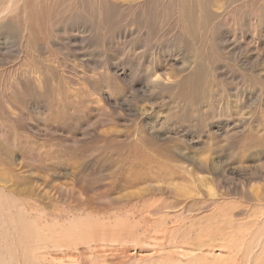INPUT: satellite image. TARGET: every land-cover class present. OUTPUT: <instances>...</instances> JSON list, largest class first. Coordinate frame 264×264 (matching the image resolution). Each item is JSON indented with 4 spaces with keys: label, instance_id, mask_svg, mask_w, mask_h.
<instances>
[{
    "label": "rangeland",
    "instance_id": "1",
    "mask_svg": "<svg viewBox=\"0 0 264 264\" xmlns=\"http://www.w3.org/2000/svg\"><path fill=\"white\" fill-rule=\"evenodd\" d=\"M0 264H264V0H0Z\"/></svg>",
    "mask_w": 264,
    "mask_h": 264
}]
</instances>
